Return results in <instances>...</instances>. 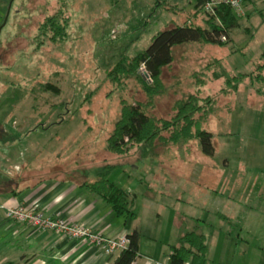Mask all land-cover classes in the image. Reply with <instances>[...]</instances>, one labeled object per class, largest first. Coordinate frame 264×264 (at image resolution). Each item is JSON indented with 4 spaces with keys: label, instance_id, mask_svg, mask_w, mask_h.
<instances>
[{
    "label": "rangeland",
    "instance_id": "1",
    "mask_svg": "<svg viewBox=\"0 0 264 264\" xmlns=\"http://www.w3.org/2000/svg\"><path fill=\"white\" fill-rule=\"evenodd\" d=\"M193 5L0 0V150L7 153L8 167L20 157L25 171L34 169L39 180L93 182L106 166L114 167L109 180L131 202L137 218L130 217V224L141 231L139 254L147 260H162L164 249L168 253L180 236L198 230L206 237L209 264H264V211L254 190L264 170L261 7L239 20L224 45L173 47L174 62L162 72V93L148 109L170 119L174 104L195 93L196 76L203 73L201 96L214 100L203 128L213 135L214 154H204L198 139L158 142L154 150L136 147L126 155L107 148L122 103L147 101L140 80L113 77L115 67L147 50L161 32L188 25L208 29L206 15L195 13ZM59 10L68 21L66 39L39 37L40 24ZM139 72L147 79L143 67ZM243 170L248 176L240 186Z\"/></svg>",
    "mask_w": 264,
    "mask_h": 264
},
{
    "label": "trees",
    "instance_id": "2",
    "mask_svg": "<svg viewBox=\"0 0 264 264\" xmlns=\"http://www.w3.org/2000/svg\"><path fill=\"white\" fill-rule=\"evenodd\" d=\"M202 3L203 0H200V8ZM200 11L202 12L201 9ZM244 17L238 16L229 7L221 6L216 9L215 16H206L208 29L188 25L161 32L153 39L147 50L130 60L127 57L122 59L112 72V76L115 78L120 75L136 76L142 84L147 101L134 105L122 103L120 118L107 140L108 151L116 155H126L136 147L142 150H154L158 142L178 145L198 139L202 152L212 155L213 135L203 128V124L213 112L214 100L212 97L201 96L200 87L207 82L203 73L196 76L199 87L195 93L190 94L186 100H179L174 104L170 119L157 118L150 114L148 109L154 107L156 96L162 93V72L174 62L173 47L190 42L224 45L222 37L226 40L230 39V32L239 27V20ZM67 26L68 21L64 18V13L59 10L56 14L46 17L40 24L39 37H48L53 42L65 40ZM35 41L38 43L37 38ZM141 67H144L150 76V81L140 74ZM259 68H264V65ZM113 169L112 166H106L99 172L95 181H85L81 184V188L99 196L112 207L117 216L136 217L124 189L109 180ZM128 237L131 241L129 247L118 255L113 264H140L138 263L139 237L137 233ZM206 253V237L198 230H192L182 235L177 245L171 246L167 264H199L205 259Z\"/></svg>",
    "mask_w": 264,
    "mask_h": 264
},
{
    "label": "crops",
    "instance_id": "3",
    "mask_svg": "<svg viewBox=\"0 0 264 264\" xmlns=\"http://www.w3.org/2000/svg\"><path fill=\"white\" fill-rule=\"evenodd\" d=\"M186 1L189 4L194 1L192 10L195 9V13L200 11V0ZM260 7L262 10L260 16L264 18V0H245L246 18L251 17V13H256ZM260 80L264 82V77ZM262 135L264 137V133ZM259 151L264 153V148ZM22 154L20 152L19 156ZM0 156H2V159L0 158V264H113L117 258L107 257L96 247L69 240L53 231L35 232L26 225L10 223L6 219L7 209L17 205L36 209L52 219L62 218L69 224H82L93 231L103 233L108 238H117L124 233L128 235L137 233L140 248L142 234L138 226L130 224L131 216L127 218L117 216L112 207L99 196L81 188L82 183L66 178L39 180L38 173H33L34 169L25 171L26 166L18 162L20 157L16 159L15 165L8 167L5 163V158H8L7 153L0 150ZM240 173L242 176L239 184L242 186L248 171L243 170ZM261 173L263 178L257 179L254 190L256 199L261 202L259 209L264 211V170ZM210 181L211 179L208 182ZM251 184L252 182L248 186ZM245 199L248 201L247 198ZM244 206L248 208V205ZM136 218L137 216L133 217L135 220ZM222 219L228 218L222 216ZM171 246L168 253L163 250L162 260H154L151 257L150 260L167 264ZM149 253L157 257L153 251ZM148 257L139 254L138 263L152 264L147 260ZM205 264H209L207 260Z\"/></svg>",
    "mask_w": 264,
    "mask_h": 264
},
{
    "label": "built area",
    "instance_id": "4",
    "mask_svg": "<svg viewBox=\"0 0 264 264\" xmlns=\"http://www.w3.org/2000/svg\"><path fill=\"white\" fill-rule=\"evenodd\" d=\"M221 6L231 8L238 16L244 17L246 15L245 0H203L201 10L206 16H215L216 9ZM222 41H226V38L222 37ZM144 75L150 81V76L146 71ZM6 219L13 224L26 225L34 229L35 232L53 231L69 240L96 247L107 257H118L131 243L130 238L125 233L117 238H108L103 233L93 231L82 224H69L62 218L52 219L46 217L41 211L23 205L9 207L6 212Z\"/></svg>",
    "mask_w": 264,
    "mask_h": 264
}]
</instances>
